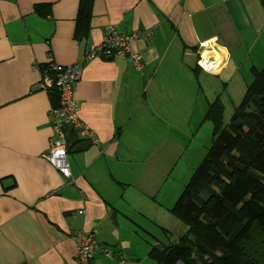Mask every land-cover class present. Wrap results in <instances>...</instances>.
Masks as SVG:
<instances>
[{"label":"crops","instance_id":"obj_1","mask_svg":"<svg viewBox=\"0 0 264 264\" xmlns=\"http://www.w3.org/2000/svg\"><path fill=\"white\" fill-rule=\"evenodd\" d=\"M79 3L0 0V264H78L81 231L116 252L97 251L94 264H153L150 241L128 214L137 176L163 157L165 126L195 102L201 73L219 75L264 49L261 0H93L83 39ZM107 26L144 33L131 44L142 65L116 53L83 65L75 101L98 142L70 126L69 179L46 159L56 100L39 81L50 61L78 62ZM212 51L218 72L199 65ZM147 174L151 184L161 178Z\"/></svg>","mask_w":264,"mask_h":264},{"label":"trees","instance_id":"obj_2","mask_svg":"<svg viewBox=\"0 0 264 264\" xmlns=\"http://www.w3.org/2000/svg\"><path fill=\"white\" fill-rule=\"evenodd\" d=\"M92 5L80 0L79 39L88 35ZM252 69L228 123L219 97L208 106L212 145L172 208L188 228L178 243L151 248L156 264H264V67ZM256 242L261 252L254 253Z\"/></svg>","mask_w":264,"mask_h":264},{"label":"rangeland","instance_id":"obj_3","mask_svg":"<svg viewBox=\"0 0 264 264\" xmlns=\"http://www.w3.org/2000/svg\"><path fill=\"white\" fill-rule=\"evenodd\" d=\"M260 36L264 39V32ZM253 67L258 70L264 67V49H254L244 62L230 61L219 75L201 73V86L195 102L177 107L182 119L176 117L165 126L170 130L161 148L163 157L148 162L140 178L141 183L137 176L128 210L129 216L143 227L151 248L158 242L162 246L176 244L187 231V225L173 214L172 208L212 145L213 123L205 118V113L209 104L219 97L224 107V124L228 123L248 86L254 81ZM203 69L209 70L204 65ZM172 130L175 131L173 134ZM156 171L161 178L151 184L147 173L153 176ZM253 251L261 252L258 242Z\"/></svg>","mask_w":264,"mask_h":264},{"label":"built area","instance_id":"obj_4","mask_svg":"<svg viewBox=\"0 0 264 264\" xmlns=\"http://www.w3.org/2000/svg\"><path fill=\"white\" fill-rule=\"evenodd\" d=\"M143 32L125 33L114 26H107L100 42H90L82 58L70 65H63L56 62L46 64L47 72L39 81V87L57 94V103L50 110L52 121V136L50 147L46 153V159L64 176L71 179V166L69 160L68 130L70 126L78 129L79 134L88 137L97 143L98 139L92 129L78 116V106L75 101V85L81 77L83 65L97 55H126L131 58L137 68H140L141 57L132 50L131 44ZM99 251L105 256H112L114 250L100 244L94 232L81 231L77 235V262L78 264H94L96 252ZM124 264V259L120 260Z\"/></svg>","mask_w":264,"mask_h":264},{"label":"bare ground","instance_id":"obj_5","mask_svg":"<svg viewBox=\"0 0 264 264\" xmlns=\"http://www.w3.org/2000/svg\"><path fill=\"white\" fill-rule=\"evenodd\" d=\"M203 56L208 60H201V63L199 65L203 68V65L205 68L213 71L218 72L221 68V57L216 52L212 51L211 53H203ZM212 59L213 62L210 60ZM74 64V63H73ZM203 64V65H202ZM114 255V254H113ZM112 255V256H113ZM111 257V256H110Z\"/></svg>","mask_w":264,"mask_h":264},{"label":"water","instance_id":"obj_6","mask_svg":"<svg viewBox=\"0 0 264 264\" xmlns=\"http://www.w3.org/2000/svg\"><path fill=\"white\" fill-rule=\"evenodd\" d=\"M71 128V127H70ZM84 146V143L79 144L77 147H75L74 150H78L81 149Z\"/></svg>","mask_w":264,"mask_h":264}]
</instances>
